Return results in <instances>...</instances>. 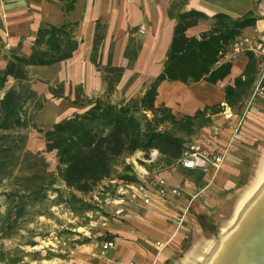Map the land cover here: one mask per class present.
Instances as JSON below:
<instances>
[{
  "label": "crops",
  "instance_id": "0c3cea01",
  "mask_svg": "<svg viewBox=\"0 0 264 264\" xmlns=\"http://www.w3.org/2000/svg\"><path fill=\"white\" fill-rule=\"evenodd\" d=\"M69 4L72 9L64 12V5ZM263 7L264 0H0V73L15 53L26 57L31 54L40 27L59 26L66 21L77 23L74 38L79 44L73 56L53 65H31L30 73L35 78L49 79L51 85L62 81L68 85L82 84L90 98L102 96L106 93L103 71L90 59L99 32L104 35L99 45L101 66L108 63L111 55L113 65L125 67L111 94L115 95L113 102L142 95L162 72L180 13L196 10L206 15L185 30L186 36L197 38L216 26L217 14H226L233 20L249 14L255 19L220 51L216 65L231 63L223 79L215 83L205 79L190 82L165 79L158 86L156 105L169 107L177 119L211 108L206 113L210 120L184 137L185 143L211 138L212 127L219 124L221 137L213 146H229L221 169L217 172L186 169L177 160L178 166L174 168L136 171L141 181L152 183L163 178L170 186L179 187L181 194L161 196L154 189L151 202L144 203L126 198V187L118 185L117 192L125 197L124 212L116 215L112 211L107 226L112 236L108 239H114L115 246L102 253L97 252L96 244L77 249L64 264H167L183 251L189 235L195 244L193 241L201 230L199 217H208L211 206H221L213 193L224 190L231 177L253 175L264 153V58L250 50L233 53L230 43L239 36H254L264 27ZM250 54L256 59L255 78L240 103L231 107L226 101V87L234 86L238 77H244ZM37 82L41 92L51 95L48 84ZM6 83L0 88V97L12 86L11 79ZM99 90L102 94L96 95ZM70 91L68 86L67 93ZM72 101L65 97L52 98L36 118L51 105L63 107L58 108L65 115L51 119L46 126L49 128L54 120L88 107ZM226 106L235 113L232 119L224 115ZM240 117L243 120L239 124ZM159 156L158 151L156 159ZM198 177L208 182L203 190L197 188Z\"/></svg>",
  "mask_w": 264,
  "mask_h": 264
},
{
  "label": "trees",
  "instance_id": "16d2710c",
  "mask_svg": "<svg viewBox=\"0 0 264 264\" xmlns=\"http://www.w3.org/2000/svg\"><path fill=\"white\" fill-rule=\"evenodd\" d=\"M63 9L68 12L72 5H64ZM205 17L196 10L180 13L162 72L142 95L119 102H113L110 96L125 67L113 65L111 55L108 63L101 66L99 45L104 35L97 32L90 59L98 70L103 71L106 94L90 98L82 93V84L76 85L72 102L88 105L87 109L74 112L49 128L38 127L34 122L49 98L39 95L33 88L35 81L43 80L34 79L29 67L53 65L72 57L79 44L74 38L77 23L66 21L59 26L40 27L31 54L26 57L15 53L9 59L0 73V88H4L8 76L17 80V84L0 97V183L11 180V188L0 192V196L10 202L6 214L0 217L6 231L17 226L15 221L22 222L30 208L48 199L50 192L56 193L58 202L70 206L75 213L100 208L99 203L86 200L77 192L90 195L104 181H140L133 165L126 161L138 151L149 156L152 149H157L160 162L166 165L180 158L185 134H192L207 123L210 119L206 118V113L211 108L177 119L169 107L156 105L159 84L165 79L183 82L205 79L212 83L223 79L229 73L231 63L216 65L220 51L242 28L255 21L249 14L237 20L217 14L216 26L210 32H205L201 38L186 36L185 30ZM97 27H100L99 23ZM255 63L254 55L250 54L244 77H238L234 86L226 87V101L231 107L239 104L250 88L255 78ZM48 90L55 98L66 97L63 81L48 84ZM41 97L44 100H40ZM32 128L43 136L45 149L42 151L34 152L27 147ZM52 151L57 157L56 172L48 168L44 156L45 152ZM61 183L64 187L58 186ZM108 190L115 192L116 184L108 185L105 192ZM12 253L0 248V262H21L22 257Z\"/></svg>",
  "mask_w": 264,
  "mask_h": 264
},
{
  "label": "rangeland",
  "instance_id": "374dc122",
  "mask_svg": "<svg viewBox=\"0 0 264 264\" xmlns=\"http://www.w3.org/2000/svg\"><path fill=\"white\" fill-rule=\"evenodd\" d=\"M30 75L32 76L31 73ZM32 77L36 79L34 76ZM10 79L12 85L17 84V80L13 76H8V80ZM41 79L44 84H49L51 82L49 79ZM68 86L71 87L69 94L67 93ZM75 86V84L68 85L67 81L64 83L66 99L71 101L75 98V91L73 89ZM38 87V82L35 81L33 88L39 95L47 96V94L41 92ZM82 93L85 96H89L86 94L87 92L84 87ZM100 93L102 94L101 90L97 91L95 94L100 95ZM95 94H93V96H96ZM105 94H103V96ZM47 97L50 101L52 98L55 99L52 94ZM110 99L114 101L115 95H111ZM40 100L44 99L41 97ZM49 100L45 101L40 111L44 109ZM57 106L63 108L60 105ZM44 112L40 114L39 118H36L38 115L37 113L34 122L38 127L48 128L46 126H48L49 123L41 120V116ZM65 113L63 115H65ZM70 115H72V113L67 114V116ZM62 118H64V116L54 120L53 123ZM27 147L34 152L45 149L43 136L36 128H32L29 131ZM44 156L48 162V168L56 172V152H45ZM159 158L151 162L147 160L148 156L138 151L128 157L126 161L133 165L135 171H141L144 170V168L148 170H157L159 168H174L178 166L176 162L171 165H166L160 162ZM263 164L264 153L258 160L251 177H231L225 185L226 188L224 190H221L218 194L211 191L214 197L218 198V200L220 199L217 204L221 206H211V213L208 217H199V227L201 230H199L198 239L193 241L195 244H192L193 236L191 237V235H189L186 239L183 251L173 256V260L169 261L167 264H202V257L206 255L207 250L210 248L208 247L209 244L218 242L219 239L222 238V229L230 226L236 214L239 200L252 186L254 180L262 170ZM195 179L198 190H203L204 187L208 186L206 185L208 182L204 180L203 177ZM10 181L11 180L6 179L0 183V192L11 188ZM111 184H116V189L118 190L119 183L115 180L104 181L90 195L83 196L77 192L78 196L92 202L96 201V203L101 205L98 209L84 210L78 213L72 211L70 206L59 203L57 194L50 192L48 199L29 209V213L22 222H14L18 224L13 230L6 231L4 224L0 222V248L5 251H12V255L21 256L22 260L17 264H64L65 261H69L70 256H72L77 249L91 247L94 246V244L98 247L97 252L102 253V242L108 239L109 232L107 226L113 216L112 211L115 209V202L113 199L118 195L117 190L115 192L112 190L105 192L108 185ZM58 186L64 187L62 183ZM111 188H113V186ZM214 203H216V200ZM9 207L10 202L6 200L5 196H0V217L6 214ZM221 207H224V210ZM0 264L5 263L0 262Z\"/></svg>",
  "mask_w": 264,
  "mask_h": 264
},
{
  "label": "built area",
  "instance_id": "2783aa9c",
  "mask_svg": "<svg viewBox=\"0 0 264 264\" xmlns=\"http://www.w3.org/2000/svg\"><path fill=\"white\" fill-rule=\"evenodd\" d=\"M262 15H264V7L261 10ZM230 48L233 53H241L243 51L250 50L255 54L264 58V27L258 30L254 36H239L232 40L230 43ZM262 77H264V65L262 67ZM224 115L226 119H232L235 117L233 109L226 106L224 109ZM243 117H240L238 122H242ZM239 126V125H238ZM221 137V127L216 124L212 127L211 138H204L203 140H193L188 141L184 144L182 153L178 162L183 168L201 170L203 172L209 171H219L223 166L226 158V153L228 151V145L223 147H214L217 141ZM158 156V150L152 149L149 152V161H154ZM126 187L125 195L131 201L141 200L144 203H149L152 200V193H158L161 196H166L167 194L180 195L181 189L177 186H170L167 181L163 178L156 180L155 182L148 183L144 181H138L133 183H122ZM118 200L113 199L115 202L114 213L116 215H121L124 212V195H120ZM115 246L114 239H106L102 242V251L106 252Z\"/></svg>",
  "mask_w": 264,
  "mask_h": 264
},
{
  "label": "bare ground",
  "instance_id": "6f19581e",
  "mask_svg": "<svg viewBox=\"0 0 264 264\" xmlns=\"http://www.w3.org/2000/svg\"><path fill=\"white\" fill-rule=\"evenodd\" d=\"M62 114L63 110L51 105L42 114L41 120L49 122ZM260 172L239 200L230 226L222 229L220 242L209 244L202 264H263L264 165Z\"/></svg>",
  "mask_w": 264,
  "mask_h": 264
},
{
  "label": "water",
  "instance_id": "95a60500",
  "mask_svg": "<svg viewBox=\"0 0 264 264\" xmlns=\"http://www.w3.org/2000/svg\"><path fill=\"white\" fill-rule=\"evenodd\" d=\"M262 263L264 264V255L262 256Z\"/></svg>",
  "mask_w": 264,
  "mask_h": 264
}]
</instances>
